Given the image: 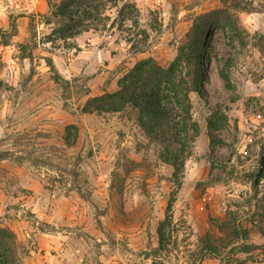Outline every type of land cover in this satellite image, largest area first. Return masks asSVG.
Segmentation results:
<instances>
[{
	"label": "rangeland",
	"instance_id": "obj_1",
	"mask_svg": "<svg viewBox=\"0 0 264 264\" xmlns=\"http://www.w3.org/2000/svg\"><path fill=\"white\" fill-rule=\"evenodd\" d=\"M50 1L0 0V223L25 246L23 264H187L209 232L218 256L203 264H264V175L256 197L253 188L264 146V0H101L97 21L82 20L89 30L75 38L82 27L54 17L63 0ZM201 17L205 94H190L199 134L175 175L133 113L82 110L141 60L191 71ZM170 206L179 239L158 252ZM229 224L246 237H227Z\"/></svg>",
	"mask_w": 264,
	"mask_h": 264
},
{
	"label": "trees",
	"instance_id": "obj_2",
	"mask_svg": "<svg viewBox=\"0 0 264 264\" xmlns=\"http://www.w3.org/2000/svg\"><path fill=\"white\" fill-rule=\"evenodd\" d=\"M49 4L52 8L50 0ZM101 5L105 6L101 0H63L57 8L59 14L53 16L66 19L72 27L75 25L82 27L69 32L68 38H75L89 30L82 20L97 21ZM78 20L79 23L76 22ZM202 20L204 22L200 23ZM208 30L205 17L197 20L192 28V38L189 40L192 41L194 48L191 50L193 53L189 60L192 61L191 65L194 68L191 71H181L180 60L168 68L162 67L153 59L141 60L119 80L117 91L90 98L82 112L84 114L133 113L149 141L164 147L166 161L174 167L175 175L181 174L189 144L193 141V137L199 134L197 125L192 123L190 94L196 93L200 97H204L205 94L203 59L205 56L209 58V55L204 53V47L210 42L207 37ZM3 35L4 32L0 31V36ZM223 77L229 84V76L223 73ZM6 158L3 153L0 154V162ZM171 207L166 220L158 229V252L170 253L179 239V231L175 227ZM228 226L227 237H246V231L240 224ZM219 229L226 230L227 227L220 226ZM206 236L207 240H201L202 247L191 252L187 264H203L207 257L218 256L214 241H218L219 238L211 232ZM25 255L26 248L16 232L0 223V264H23Z\"/></svg>",
	"mask_w": 264,
	"mask_h": 264
},
{
	"label": "water",
	"instance_id": "obj_3",
	"mask_svg": "<svg viewBox=\"0 0 264 264\" xmlns=\"http://www.w3.org/2000/svg\"><path fill=\"white\" fill-rule=\"evenodd\" d=\"M263 175H264V146L261 147L258 172L255 176H253L254 197L257 196V190L259 188V185H260V182H261Z\"/></svg>",
	"mask_w": 264,
	"mask_h": 264
}]
</instances>
